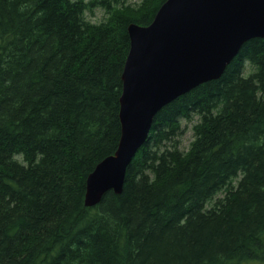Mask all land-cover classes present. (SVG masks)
Instances as JSON below:
<instances>
[{
	"label": "trees",
	"instance_id": "trees-1",
	"mask_svg": "<svg viewBox=\"0 0 264 264\" xmlns=\"http://www.w3.org/2000/svg\"><path fill=\"white\" fill-rule=\"evenodd\" d=\"M147 1L0 0V264H264V38L165 105L123 191L85 204Z\"/></svg>",
	"mask_w": 264,
	"mask_h": 264
},
{
	"label": "water",
	"instance_id": "water-1",
	"mask_svg": "<svg viewBox=\"0 0 264 264\" xmlns=\"http://www.w3.org/2000/svg\"><path fill=\"white\" fill-rule=\"evenodd\" d=\"M128 32L121 136L87 177V206L123 191L127 168L165 105L221 77L244 43L264 38V0H165L149 24L131 22Z\"/></svg>",
	"mask_w": 264,
	"mask_h": 264
},
{
	"label": "rangeland",
	"instance_id": "rangeland-1",
	"mask_svg": "<svg viewBox=\"0 0 264 264\" xmlns=\"http://www.w3.org/2000/svg\"><path fill=\"white\" fill-rule=\"evenodd\" d=\"M125 4H130L133 7H136L142 3H148L147 0H122ZM105 15V12L102 8H95L93 12H89V17L92 20H99L102 19ZM197 119V117H195ZM193 122L183 121L182 127V134L180 135V147L182 149L187 150L189 148L190 142L194 138L193 129H192ZM243 264H259L258 262H245Z\"/></svg>",
	"mask_w": 264,
	"mask_h": 264
},
{
	"label": "bare ground",
	"instance_id": "bare-ground-1",
	"mask_svg": "<svg viewBox=\"0 0 264 264\" xmlns=\"http://www.w3.org/2000/svg\"><path fill=\"white\" fill-rule=\"evenodd\" d=\"M174 99H176V98H174Z\"/></svg>",
	"mask_w": 264,
	"mask_h": 264
}]
</instances>
